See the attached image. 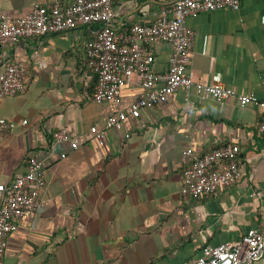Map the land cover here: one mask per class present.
<instances>
[{"label": "crops", "instance_id": "1", "mask_svg": "<svg viewBox=\"0 0 264 264\" xmlns=\"http://www.w3.org/2000/svg\"><path fill=\"white\" fill-rule=\"evenodd\" d=\"M51 1L0 0V13L18 19ZM163 5L114 0L113 27L123 33L152 24ZM186 24L196 33L191 77L254 94L259 105L243 108L235 99L217 102L196 93L188 102L180 89L129 119L124 130H109L101 146L92 127L103 128L145 89L134 79L119 104L94 101L91 27L25 39L0 53L1 68L15 62L26 70L24 90L0 98V119L17 123L0 132V184L25 175L31 157L42 161L47 179L40 208L9 238L5 264H185L251 229L264 235V0H243L239 11L205 13ZM153 52L156 70L164 73L172 46L159 43ZM60 129L78 149L54 140ZM232 144L240 146L244 179L214 195L183 198L187 149L203 157Z\"/></svg>", "mask_w": 264, "mask_h": 264}, {"label": "built area", "instance_id": "2", "mask_svg": "<svg viewBox=\"0 0 264 264\" xmlns=\"http://www.w3.org/2000/svg\"><path fill=\"white\" fill-rule=\"evenodd\" d=\"M163 1L161 14L154 23H138L123 33L113 27L114 0H75L69 5H64L63 0H52L46 5H36L18 19L0 13V53L25 39L91 27L93 39L88 43L87 54L97 76L94 101L119 104L123 89L134 79L145 89L143 98L109 117L103 128L92 127L91 132L101 146L105 145L109 130H124L129 119H138L144 109L167 103L180 89L185 91L188 102L196 93L210 96L217 102L235 99L243 108L259 105L254 94H239L223 82L205 85L189 74L196 33L187 26V19L225 9L239 11L243 0ZM159 43L170 44L173 48L164 73L155 67L153 46ZM25 75L26 70L19 63L9 62L0 67V98L20 94L25 88ZM27 123L24 121L23 125ZM16 126L13 121L0 119V132L12 131ZM259 129L264 133V122L259 124ZM53 136L56 142L70 143L73 150L79 148V142L73 140L66 129H60ZM240 152V146L232 144L199 157L188 148L186 154L190 164L183 172L182 197L197 199L239 184L245 177ZM46 188L45 168L36 157L29 159L25 175L0 184V264H5L9 238L19 230L21 220L31 219L36 214ZM262 259L264 235L251 229L236 242L205 247L199 258L185 264H254Z\"/></svg>", "mask_w": 264, "mask_h": 264}, {"label": "trees", "instance_id": "3", "mask_svg": "<svg viewBox=\"0 0 264 264\" xmlns=\"http://www.w3.org/2000/svg\"><path fill=\"white\" fill-rule=\"evenodd\" d=\"M96 84H97V76H96ZM96 86V85H95ZM95 89V88H94Z\"/></svg>", "mask_w": 264, "mask_h": 264}]
</instances>
